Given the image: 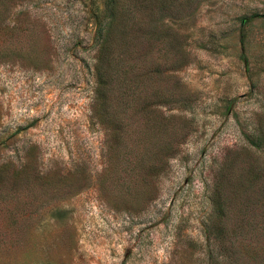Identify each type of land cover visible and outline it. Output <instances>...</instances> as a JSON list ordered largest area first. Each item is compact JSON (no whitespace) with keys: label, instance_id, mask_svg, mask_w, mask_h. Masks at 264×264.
Masks as SVG:
<instances>
[{"label":"rangeland","instance_id":"374dc122","mask_svg":"<svg viewBox=\"0 0 264 264\" xmlns=\"http://www.w3.org/2000/svg\"><path fill=\"white\" fill-rule=\"evenodd\" d=\"M107 2L0 0V264H209L224 158L226 186L264 168V0H116L134 101L95 104ZM108 121L154 172L108 165Z\"/></svg>","mask_w":264,"mask_h":264},{"label":"trees","instance_id":"16d2710c","mask_svg":"<svg viewBox=\"0 0 264 264\" xmlns=\"http://www.w3.org/2000/svg\"><path fill=\"white\" fill-rule=\"evenodd\" d=\"M107 3L110 5L114 3V7L111 9L106 4V9L102 12L103 21L99 25L94 44L96 48L95 104L119 102L124 98L126 101L133 102L134 81L132 78L136 74V64L132 61L126 63L120 57H115L117 56L115 54L120 55L122 51H127L125 49L127 44L112 46L111 39L118 20V9H115L116 0H108ZM134 46L130 47L135 49ZM128 74H132V78H129ZM108 131V165L113 167L117 163L126 170L128 168L134 170L135 174L144 169L147 172H154L157 169V164L151 162L148 157L143 158L138 155L133 148L136 143L134 140L136 129L133 125L128 126V129L120 130L114 122L108 121ZM244 138L248 145V152H264V126L261 122L254 125L251 132L244 133ZM224 160L222 169L216 174L215 189L211 200L213 207L211 217L215 219L216 232H210L209 239L213 240L215 248L209 249L205 258L209 264H264V233L244 230L250 225L245 220L246 212L252 207L258 210L264 207V168L258 171L253 166H249L248 169L241 168L245 173L240 176H247L250 180L247 179L238 185L226 186L220 182L219 176L221 177V174L227 171L237 172L240 166L230 168L228 156ZM233 207L243 214L241 216L239 214L241 219L232 226L233 229L228 231ZM261 223L264 224V219ZM255 225L258 226V224Z\"/></svg>","mask_w":264,"mask_h":264}]
</instances>
